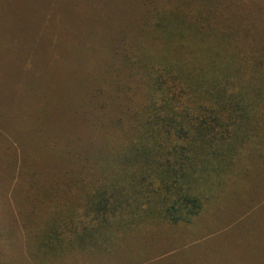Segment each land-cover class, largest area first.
Wrapping results in <instances>:
<instances>
[{"label":"trees","instance_id":"obj_1","mask_svg":"<svg viewBox=\"0 0 264 264\" xmlns=\"http://www.w3.org/2000/svg\"><path fill=\"white\" fill-rule=\"evenodd\" d=\"M130 1L132 21L109 38L96 29L112 28V9L86 23L78 0H53L71 21L72 54L94 59L105 38L110 50L89 65L85 105L64 111L74 138L79 125L87 137H53L66 156L56 168L67 162L78 178L56 191L52 247L77 264L141 263L156 237L192 226L216 194L264 198V0Z\"/></svg>","mask_w":264,"mask_h":264},{"label":"rangeland","instance_id":"obj_2","mask_svg":"<svg viewBox=\"0 0 264 264\" xmlns=\"http://www.w3.org/2000/svg\"><path fill=\"white\" fill-rule=\"evenodd\" d=\"M78 1L89 14L82 17L86 23L112 9L114 15L108 14L115 28L98 22L100 36H118L121 23L132 21L130 0L124 5ZM70 25L56 13L53 0H0V264H77L64 247H52L56 211L62 210L55 204L56 191L78 178L67 162L61 160L56 168L57 157L66 156L57 151L53 137L65 134L66 142L87 137L85 125H79L74 138L64 111L76 99L85 105L84 90L93 81L89 65L99 62L95 59L108 61L110 50L105 38L94 45V59L81 60L71 53ZM59 85L61 95L54 89ZM258 190L251 194V208L249 198L224 200L216 194L192 226L168 228L156 237L155 253L138 264H181L179 254L197 264H264V198L257 201ZM78 264L90 263L81 257Z\"/></svg>","mask_w":264,"mask_h":264}]
</instances>
